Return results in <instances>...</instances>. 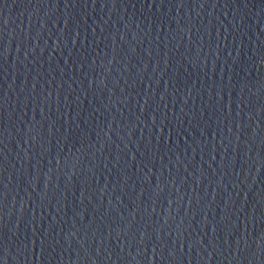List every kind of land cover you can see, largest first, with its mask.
<instances>
[{"label": "water", "instance_id": "obj_1", "mask_svg": "<svg viewBox=\"0 0 264 264\" xmlns=\"http://www.w3.org/2000/svg\"><path fill=\"white\" fill-rule=\"evenodd\" d=\"M0 264H264V61L0 34Z\"/></svg>", "mask_w": 264, "mask_h": 264}]
</instances>
